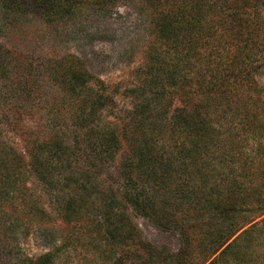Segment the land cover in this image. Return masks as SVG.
<instances>
[{
	"label": "rangeland",
	"instance_id": "obj_1",
	"mask_svg": "<svg viewBox=\"0 0 264 264\" xmlns=\"http://www.w3.org/2000/svg\"><path fill=\"white\" fill-rule=\"evenodd\" d=\"M231 1L234 5L229 8H205L208 22L204 25L203 17L196 14L192 28L180 23V37L190 35L192 52L187 55L181 45L172 49L163 72L166 76L170 71L168 81L182 74L191 76L195 88L194 117L199 123L194 126L191 167L195 197L207 204L195 203L188 221L199 224L207 220V233L199 236L200 231L184 230L176 223L173 219H180L182 205L172 200L160 207L178 215L172 217L165 212L167 217L163 215L160 221L142 216L133 208L127 209V219L109 221L104 215L94 216L90 206L81 211L85 212L81 217L64 219L61 206L76 195L79 185L71 182L68 192L61 193L26 168L0 182V264H19L21 259L45 252L54 255L48 264H117L119 254L125 251L122 264L142 257H152L144 264H199L205 255L209 258L203 264L216 256L213 264H264V5L261 0ZM120 2L109 13L91 14L83 9L53 22L0 6V43L9 48L12 62L8 74L14 82L25 85L0 103V158L4 160L0 174L8 167L10 147L27 158L24 149L37 142L59 138L66 148L76 142L72 108L60 103L66 96L65 86L53 79V60L74 55L78 58L73 57L74 62L108 87L111 101L98 110V125L114 127L115 123L119 129L131 116L135 102L158 88L145 68L149 47L158 45L149 9L141 6V0ZM179 8L186 13L182 3ZM204 79L211 96L206 102V124L200 109ZM0 83L4 84L2 79ZM172 97L170 105L165 96L156 105L153 99L147 106L144 115L148 116L150 108L157 111L161 126L151 129V135L145 134L144 139L158 140L159 145L167 142L170 147L175 144L164 132L171 122L172 109L181 104L179 95ZM125 142L123 139L115 163L128 152ZM177 150L170 157L183 165L187 158ZM70 156V171H77V175L91 172L82 150ZM65 159L63 162H67ZM112 169L104 167L85 179L88 186L98 190V196L104 194L99 190L110 185L104 173ZM90 202L103 210L108 206L100 200L87 204ZM224 205L231 209L219 215ZM21 207L28 218L25 224L20 222ZM240 223L241 228L214 252L219 227L223 230ZM106 227L114 232L111 243L102 233L97 234L101 228L108 232ZM134 234L144 244L143 248L136 246L141 253L131 248L136 245L130 244ZM201 238L206 241L205 248L199 245ZM5 245L8 247L4 251Z\"/></svg>",
	"mask_w": 264,
	"mask_h": 264
},
{
	"label": "trees",
	"instance_id": "obj_2",
	"mask_svg": "<svg viewBox=\"0 0 264 264\" xmlns=\"http://www.w3.org/2000/svg\"><path fill=\"white\" fill-rule=\"evenodd\" d=\"M120 1L126 0H0V6L12 11L33 13L46 21L53 22L57 19L74 16L79 10L82 11L83 9H87L91 14L109 13L113 7L122 3ZM261 2L264 5V0H261ZM139 3L144 8L148 7L154 28L152 33L158 40V45L149 47L148 60L145 63L146 74L151 76V82L157 84L158 88L153 90L151 96L143 97L135 102L131 116L123 122L119 129L116 128L115 123L113 124L114 127L110 124L98 125L96 122L98 120V110L111 101V92L107 91L108 87L87 69L82 68L79 62H74L73 57L78 59L74 55H67L53 60L51 64L53 79L65 86L66 96L62 98L60 103L61 105H69L72 108L71 126L74 131L73 141L76 142L67 148L59 138L37 142L33 146L29 145L24 149L27 158L10 147L7 152L10 155H7L8 158L6 159L8 167L0 174V182L8 180L12 176H18L26 168L34 172L38 176V180L52 186L53 189L61 193L64 190L68 192V185L74 182L76 186L79 185V188L75 187L76 195L68 198V200L66 199L61 206L63 218L69 220L72 216L81 217L85 214L84 211H81L90 209V206L94 208L92 212L94 216L104 215L109 221L127 219L128 208H133L142 216H153L160 221L167 217V214H164L165 212L172 217H175L173 214L178 215L172 210L164 211L160 205L165 201H177L182 205L179 212L180 219L174 218L173 220L180 224L184 230L196 229L200 231L199 236H201L202 233H207L208 228L205 226L210 223L207 220H202L199 224L188 221L191 211L195 207L194 204L200 203V200L195 197L193 168L191 167L194 152L192 143L195 140L194 126L199 123L194 117L196 107V105L193 107V101L196 98L195 88L192 86L191 76L182 74V76L173 77L171 81H168L169 75L171 76L170 71L169 75L166 76L163 72L172 49L181 45L185 47L187 55L192 52L193 43L190 35L180 37L179 27L182 21L186 28L190 29L195 24L196 14L203 17L202 24L204 25L206 21L208 22L205 16V8L216 9V7L223 5L229 8L234 5V2H230V0H141ZM181 3L186 8V13L180 12ZM8 55L9 48L0 43V80L2 79L4 83L3 85L0 83V103L7 101L11 96H15L16 89L19 86H25L19 82H14L9 77L8 73L12 68V62L9 60ZM164 56L166 57L163 58ZM203 83L204 88L201 89L203 99L200 103V109L202 113L204 112L203 116L206 124V102L211 96L207 80L204 79ZM173 94L179 95L181 104L172 109V114L169 116L171 122L167 121L168 124L164 132H167L168 138L172 139L175 144L170 147L167 142L159 145L158 140L155 142L150 137L144 139L143 137H146L151 129L160 128L161 126L157 111H152L150 108V111L147 112L148 116L144 115L147 106L150 107L154 100L156 105L165 96L168 98V104L170 105ZM59 108H61L60 104ZM160 109L162 110L161 106ZM166 110L168 112V109ZM175 111L176 113L173 114ZM203 116H201V119ZM150 118L153 120H150ZM122 138L126 141L128 152L120 163H115V155L122 147ZM175 148H179L177 151L182 153L184 158H187L183 165L176 163L170 157L176 152H173ZM77 150H82L86 154L91 172L88 170L83 174V171H80L81 175H77V171L69 170L72 165L70 154H73L74 151L77 152ZM64 159L67 162H63ZM3 161L0 158V167ZM3 165L7 166L6 163ZM111 166L113 169L104 173L107 175L110 185L107 186L106 190H99L104 194L98 196V190L94 186H88L85 179L99 173L104 167ZM93 196L96 198L93 199ZM90 200H100L108 206L103 210L104 207L93 205L92 202L87 204ZM200 204L206 205L207 203ZM230 209L229 205L221 206L219 215H224ZM19 213L20 222L27 223L28 218L25 217V208L21 207ZM163 215H165L164 218H161ZM223 220L218 222L222 223ZM241 226L242 223L236 227L231 226L223 230L219 227V242L213 251L215 252L221 248ZM104 230L105 228L99 229L97 234L102 233L101 236L103 235L111 243L114 239L113 230L109 228H107L108 232ZM185 236L189 238L188 232ZM130 239L131 245L136 243L135 247H131L134 248L133 251L141 253L140 249H136V246L143 248L142 241L140 242L135 234ZM205 244V239L201 238L199 245H204L205 248ZM230 244H227L222 252ZM115 245L114 243L113 247ZM7 247V245L3 246V250L5 251ZM124 253L126 251L119 254L117 264L123 263ZM53 257L52 252H45L37 257L21 259L18 263L48 264L53 261ZM151 258H134L130 260V264H144L152 261ZM208 258L209 256L205 255L199 264H203ZM217 258L216 256L207 264L215 263ZM186 259V255L183 256V261Z\"/></svg>",
	"mask_w": 264,
	"mask_h": 264
}]
</instances>
